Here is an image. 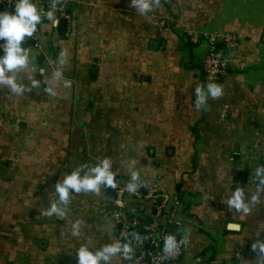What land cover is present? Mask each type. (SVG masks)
<instances>
[{
    "label": "crops",
    "instance_id": "obj_1",
    "mask_svg": "<svg viewBox=\"0 0 264 264\" xmlns=\"http://www.w3.org/2000/svg\"><path fill=\"white\" fill-rule=\"evenodd\" d=\"M59 1L22 42L30 62L16 79L29 90L0 85V264H76L80 245L128 242L125 223L155 221L182 249L162 264H259L264 193L246 216L226 202L237 187L253 192L264 166V0H151L143 15L131 0ZM188 30L238 40L217 82L224 94L199 108L207 43L193 44ZM104 158L115 188L70 190L65 217L43 214L65 174Z\"/></svg>",
    "mask_w": 264,
    "mask_h": 264
},
{
    "label": "clouds",
    "instance_id": "obj_2",
    "mask_svg": "<svg viewBox=\"0 0 264 264\" xmlns=\"http://www.w3.org/2000/svg\"><path fill=\"white\" fill-rule=\"evenodd\" d=\"M132 5L141 15L150 12L152 9L151 0H131ZM13 11H0V85L6 86L13 94H23L28 91V87L17 81L16 74L29 65L30 58L28 47H22V42L28 41L34 36L38 25L43 19H52L55 15L57 5L51 3L48 10L38 7L36 0H14L12 4ZM43 18V19H42ZM41 75L44 69H40ZM57 80L65 79L62 71L57 68L54 73ZM40 83L36 79L32 80V86ZM66 86H68L66 84ZM45 91L54 95L53 88L48 86ZM196 107L206 105L209 98L216 99L224 94L223 87L215 82L194 88ZM85 169V168H82ZM81 170V169H80ZM80 170L65 174L63 178L55 184V200L43 213L47 216L55 215L63 218L67 215V206L69 204L70 190L75 193L92 192L99 193L100 185L115 188L117 181L114 179L115 173L112 170V161L104 158L95 162L90 168H86L84 175ZM253 180L255 181V190L248 195L245 190L237 187L231 190L226 204L229 209H234L245 216L250 213L252 207L258 204L261 193H264V166H257L254 169ZM132 179H136L135 171L131 174ZM79 220L71 224L72 235L80 236ZM236 228V225H232ZM126 237V236H125ZM127 238V237H126ZM178 241L173 235L164 238L163 252L169 257L177 250ZM259 248L261 260L259 264H264V242L257 241L253 248ZM133 250L128 242H121V239L106 243L95 251L90 250L87 244L80 245L76 250V264H110L113 257L120 256L124 260H129Z\"/></svg>",
    "mask_w": 264,
    "mask_h": 264
},
{
    "label": "built area",
    "instance_id": "obj_3",
    "mask_svg": "<svg viewBox=\"0 0 264 264\" xmlns=\"http://www.w3.org/2000/svg\"><path fill=\"white\" fill-rule=\"evenodd\" d=\"M37 1V0H36ZM14 0H0V11L12 12V4ZM69 17L67 16V19ZM162 24H160V28ZM187 35L193 44L199 43L200 40H205L207 43V52L202 59L201 66L199 67L204 82H219L228 70V64L232 60V54L237 46V38L228 33L224 34H210L207 36H200L193 31H186ZM3 41H0L2 43ZM130 192H135V188H131ZM126 233L130 237L129 245L132 247L133 253L128 260L129 264H162L166 260L177 261L182 256V249L178 244L177 250L169 257L163 252L164 238L172 235L165 228L159 226L155 221L147 227V234L142 240H139V224L136 222L125 223ZM143 246H147L145 253L146 258L143 259L139 253Z\"/></svg>",
    "mask_w": 264,
    "mask_h": 264
},
{
    "label": "water",
    "instance_id": "obj_4",
    "mask_svg": "<svg viewBox=\"0 0 264 264\" xmlns=\"http://www.w3.org/2000/svg\"><path fill=\"white\" fill-rule=\"evenodd\" d=\"M48 1H49L50 3L52 2V0H48ZM55 4L57 5V7H60V6H61V2H60L59 0L56 1ZM72 6H73V2H66V3L63 5V8H64L65 10L71 11V10H72ZM42 19H43V18H42ZM65 28H66V21H65L64 18H60L59 21H58V28H57V30H58V31H64ZM0 41H2V40H0ZM22 45H23V46H26L27 44L23 43ZM171 206H172V204H168L167 209L171 208ZM130 221H132V220H130ZM146 232H147V228H146V227L142 228V230H141V235H139L138 239H139V240H142L143 237H144V235L146 234ZM126 240H127V238L124 237V238H123V243L126 242ZM142 251L145 253V252L147 251V246H143V247H142ZM145 258H146V256L144 255V256H143V259H145ZM166 262H167V260H166ZM155 264H158V263L155 262Z\"/></svg>",
    "mask_w": 264,
    "mask_h": 264
},
{
    "label": "trees",
    "instance_id": "obj_5",
    "mask_svg": "<svg viewBox=\"0 0 264 264\" xmlns=\"http://www.w3.org/2000/svg\"><path fill=\"white\" fill-rule=\"evenodd\" d=\"M202 41H203V40H202ZM141 230H142V228L139 226V228H138L139 235H141ZM146 234H147V232H146ZM146 234H145V235H146ZM145 235H144V236H145ZM128 243H130L129 240H128Z\"/></svg>",
    "mask_w": 264,
    "mask_h": 264
}]
</instances>
